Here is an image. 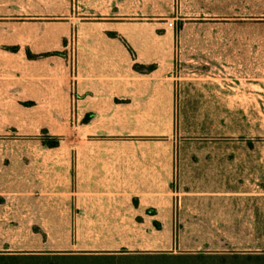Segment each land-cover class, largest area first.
Wrapping results in <instances>:
<instances>
[{
	"label": "crops",
	"instance_id": "0c3cea01",
	"mask_svg": "<svg viewBox=\"0 0 264 264\" xmlns=\"http://www.w3.org/2000/svg\"><path fill=\"white\" fill-rule=\"evenodd\" d=\"M138 1L0 0V130L31 136L0 153V255L170 249L175 47L161 22L125 12ZM134 225L149 237L117 236Z\"/></svg>",
	"mask_w": 264,
	"mask_h": 264
},
{
	"label": "rangeland",
	"instance_id": "374dc122",
	"mask_svg": "<svg viewBox=\"0 0 264 264\" xmlns=\"http://www.w3.org/2000/svg\"><path fill=\"white\" fill-rule=\"evenodd\" d=\"M125 6V12L138 10L137 21L161 22L173 34L172 245L159 251H34L29 254L43 255H0V264H153L144 254L163 252L264 254V0H139ZM38 136L53 141L46 131ZM30 137L8 120L0 130V153H20V140ZM95 228L91 235L97 237L106 227ZM114 228L130 238H147L152 229Z\"/></svg>",
	"mask_w": 264,
	"mask_h": 264
},
{
	"label": "trees",
	"instance_id": "16d2710c",
	"mask_svg": "<svg viewBox=\"0 0 264 264\" xmlns=\"http://www.w3.org/2000/svg\"><path fill=\"white\" fill-rule=\"evenodd\" d=\"M116 36L115 33H111ZM125 43H127L125 41ZM129 46V45H128ZM11 49L15 50L16 47ZM129 49L135 55L133 49L129 46ZM134 67L140 72H150L156 68L155 64H140L135 63ZM88 118V117H87ZM85 118V119H87ZM49 146H56L59 144V138H53V141L47 143ZM42 256L43 254H24V255H7L12 256L10 258H27L26 256ZM147 258L152 259L153 264H264V254H220V253H148L144 254ZM21 256V257H16ZM63 256V255H61ZM6 264V263H2Z\"/></svg>",
	"mask_w": 264,
	"mask_h": 264
}]
</instances>
